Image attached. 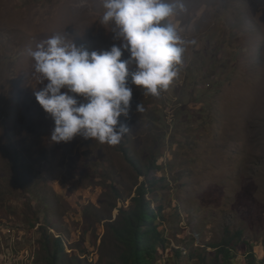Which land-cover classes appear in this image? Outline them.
Segmentation results:
<instances>
[{
  "label": "rangeland",
  "instance_id": "rangeland-1",
  "mask_svg": "<svg viewBox=\"0 0 264 264\" xmlns=\"http://www.w3.org/2000/svg\"><path fill=\"white\" fill-rule=\"evenodd\" d=\"M183 3L173 23L196 43L178 78L157 98L129 77L131 112L120 120L130 131L109 146L52 141L28 55L56 34L89 51L119 44L100 23L101 0H0V264H51L48 235L69 262H113L102 218L116 220L143 182L170 248L157 264H215L214 246L235 232L231 264H246L251 248L264 264V0Z\"/></svg>",
  "mask_w": 264,
  "mask_h": 264
},
{
  "label": "clouds",
  "instance_id": "clouds-1",
  "mask_svg": "<svg viewBox=\"0 0 264 264\" xmlns=\"http://www.w3.org/2000/svg\"><path fill=\"white\" fill-rule=\"evenodd\" d=\"M100 23L111 27L109 50L89 51L69 44L60 34L28 50L33 78L43 87L34 95L54 119L53 142L69 143L77 136L109 146L119 145L130 131L133 90L159 97L179 76L188 44L173 23L186 11L183 0H101ZM137 111H143L142 104Z\"/></svg>",
  "mask_w": 264,
  "mask_h": 264
},
{
  "label": "trees",
  "instance_id": "trees-1",
  "mask_svg": "<svg viewBox=\"0 0 264 264\" xmlns=\"http://www.w3.org/2000/svg\"><path fill=\"white\" fill-rule=\"evenodd\" d=\"M122 151L127 161L132 164L131 166L139 170L142 176L145 174L147 176L150 167L147 168L146 172H142L140 170L141 165L130 157L129 151L126 148H123ZM155 164L156 162L152 163L153 166ZM155 168L158 169V167ZM148 193L149 189L145 182L140 185L136 183L130 205L127 208L123 207L119 209L117 219L111 221V216L102 218V221H106L107 232H112L116 244L110 258L113 262H108L107 264H157L158 257H163L161 253L170 249L165 237L155 227L154 222L157 214L147 199ZM114 208L116 207L113 206L111 208L110 213ZM240 235L241 232H235L233 239L225 241L223 245L214 246L215 256L220 253L223 258V260L217 258L215 264H231L230 261L234 260L232 258L235 252L234 248L237 247L232 242L235 237ZM51 242L53 243V253L49 257L51 264H70V262L74 264V261H80L77 255H71L70 262L68 261V255L65 253L64 244L61 239L48 235L47 243L50 244ZM177 254V257H179L180 253ZM246 264H259L252 248L248 252Z\"/></svg>",
  "mask_w": 264,
  "mask_h": 264
}]
</instances>
